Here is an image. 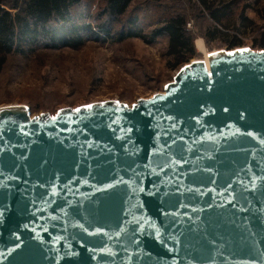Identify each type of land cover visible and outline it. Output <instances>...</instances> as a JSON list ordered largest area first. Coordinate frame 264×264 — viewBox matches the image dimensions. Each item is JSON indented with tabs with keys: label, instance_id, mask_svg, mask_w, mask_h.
<instances>
[{
	"label": "water",
	"instance_id": "95a60500",
	"mask_svg": "<svg viewBox=\"0 0 264 264\" xmlns=\"http://www.w3.org/2000/svg\"><path fill=\"white\" fill-rule=\"evenodd\" d=\"M208 55L131 107L0 108V264H264V50Z\"/></svg>",
	"mask_w": 264,
	"mask_h": 264
},
{
	"label": "rangeland",
	"instance_id": "374dc122",
	"mask_svg": "<svg viewBox=\"0 0 264 264\" xmlns=\"http://www.w3.org/2000/svg\"><path fill=\"white\" fill-rule=\"evenodd\" d=\"M242 2L241 6L246 4L249 8L245 12L247 20L239 22L242 45L236 49L248 47L262 51L256 42H260L264 34V0ZM179 4L177 0H164L159 6L152 0H136L123 22L127 24L133 17H138L140 25L149 33L154 27V13L164 12L157 7L178 8ZM102 6L100 0H85L83 7L74 12L87 10L95 17L101 15ZM187 6L190 7L189 3ZM210 27L211 22L201 16L189 21L187 28L195 36L196 53L189 63L204 58L196 47L198 40H203L208 53L229 50L226 41L210 39ZM204 35H209V40L206 41ZM175 63L174 57L168 53L165 38L155 44L140 39L123 43L87 41L78 50L41 49L32 54H14L7 57L0 76V108L28 106L34 116L41 112H59L117 100L131 107L139 99L164 93L182 67L189 64L175 68Z\"/></svg>",
	"mask_w": 264,
	"mask_h": 264
},
{
	"label": "trees",
	"instance_id": "16d2710c",
	"mask_svg": "<svg viewBox=\"0 0 264 264\" xmlns=\"http://www.w3.org/2000/svg\"><path fill=\"white\" fill-rule=\"evenodd\" d=\"M85 0H0V76L7 57L35 53L41 49L78 50L87 41L123 43L140 39L155 44L167 39L168 53L174 57L175 68L189 63L196 55L194 34L187 28L190 20L198 17L211 22V40L222 39L229 50L241 47L239 22L246 21L249 5L244 0H177L178 8L157 7L153 29L148 33L138 17L124 24L123 18L136 0H100L101 15L91 16L83 7ZM162 6L164 0H152ZM189 3L190 7L187 6ZM163 9V10H162ZM106 17V20L104 19ZM116 25V26H115ZM118 27V28H117ZM230 32H235L230 35ZM209 40V35H204ZM264 50V34L256 42ZM257 46V45H256Z\"/></svg>",
	"mask_w": 264,
	"mask_h": 264
},
{
	"label": "bare ground",
	"instance_id": "6f19581e",
	"mask_svg": "<svg viewBox=\"0 0 264 264\" xmlns=\"http://www.w3.org/2000/svg\"><path fill=\"white\" fill-rule=\"evenodd\" d=\"M196 47H197V49H198V51L200 52V53H203L204 54V58H203V60L206 62V64H208V59H209V53H208V51H207V49H206V47H205V45H204V42H203V40H198L197 42H196Z\"/></svg>",
	"mask_w": 264,
	"mask_h": 264
},
{
	"label": "snow or ice",
	"instance_id": "6c2138e0",
	"mask_svg": "<svg viewBox=\"0 0 264 264\" xmlns=\"http://www.w3.org/2000/svg\"><path fill=\"white\" fill-rule=\"evenodd\" d=\"M243 51H247V50H243ZM88 107H91V105H89ZM225 111H227V109H225ZM129 131H131V130H129ZM249 135H251V133H249Z\"/></svg>",
	"mask_w": 264,
	"mask_h": 264
}]
</instances>
